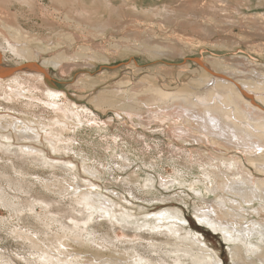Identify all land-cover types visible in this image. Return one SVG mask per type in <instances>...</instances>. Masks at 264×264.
Wrapping results in <instances>:
<instances>
[{
  "label": "bare ground",
  "instance_id": "6f19581e",
  "mask_svg": "<svg viewBox=\"0 0 264 264\" xmlns=\"http://www.w3.org/2000/svg\"><path fill=\"white\" fill-rule=\"evenodd\" d=\"M17 1L27 7L36 3ZM147 1L51 0L52 8L41 3L43 28L47 31L44 35L29 32L17 21L0 22V108L6 110L0 111V136L28 141L36 140L44 131L55 152L45 154L33 144L12 148L14 145H5L0 140L3 153L0 159L11 158L10 167L14 170L13 175L7 176L9 166L5 164L0 176L15 190L14 196L9 197L7 190L0 188V204L21 214L23 220H32L24 224L25 228L20 226L14 231L21 241L37 250L36 258L27 259L29 264H224L222 257L203 245L202 239L178 223L182 221L179 212L149 214L155 220L137 218L116 200L120 198L117 190L106 194L97 190L91 179L86 178L84 183L75 176V163L62 155L73 147L70 139H76L75 133L84 130L87 123L99 136L114 123H122L128 137L144 143L152 138V130L160 129L172 136L165 144L179 158L185 154L192 159L194 153L203 171L202 177L189 187L197 199L204 201V205L195 207L203 213L201 218L215 230L219 224L226 226L221 230L231 243L244 242L245 248L238 244L229 247L237 264H264V40L251 39L250 44L245 40L253 54L242 50L232 58L203 48L201 54H208L207 59L204 55L185 57L189 63L175 72L177 81L143 70L137 62L122 68L127 76L119 74L111 78L109 72L102 76L89 73L69 87H60L49 74L51 67L64 75L85 65L100 67L110 61L109 55L92 46H79L80 50L76 51L72 46L79 39L103 41L113 36L115 40L110 44L119 55L182 57L196 41L194 36L178 33L176 25L193 26L201 32L199 35L208 38L221 28L230 33L236 25L231 9L241 13L229 0H212L202 8L204 11L178 10L163 0L143 6ZM247 18L243 16L240 26L250 30L249 36H263L264 13L254 19ZM249 20L252 25L246 24ZM118 33L123 35L118 38ZM234 37L228 41H205L223 50L243 42L241 37ZM64 45L71 47L72 52ZM8 53L19 61L11 64L5 59ZM44 53L51 56L37 63ZM165 63L162 61L151 69L171 73L170 65L167 67ZM247 73L251 76L247 77ZM106 109L114 113L103 115ZM41 113L49 115L44 117ZM29 114L34 118L28 117ZM72 130L74 133L70 135L68 132ZM145 144L150 145V141ZM30 164L60 169L66 175L73 174L76 180L65 176L55 189L40 180L49 192L39 193L33 178L24 176L31 174ZM84 169L90 176L99 172L95 165H85ZM126 175L122 182H139L143 191L153 193L157 200L165 197L160 199L158 195L163 193L156 195V190H170L186 182L180 179L181 175L171 178L163 173L158 176L151 173L142 176V180L130 173ZM18 192L26 193V197L15 200ZM54 224L60 230H53ZM103 226L108 228L101 232ZM117 229L124 231L123 238L112 234ZM255 235L259 237L257 242L253 241ZM144 241L149 254L139 249ZM121 244H125L124 249ZM96 245L110 251L118 248L122 253L116 256L95 248ZM7 258L0 257V264H11Z\"/></svg>",
  "mask_w": 264,
  "mask_h": 264
},
{
  "label": "rangeland",
  "instance_id": "374dc122",
  "mask_svg": "<svg viewBox=\"0 0 264 264\" xmlns=\"http://www.w3.org/2000/svg\"><path fill=\"white\" fill-rule=\"evenodd\" d=\"M35 1L36 3L34 6L27 7L26 5L24 6L20 5V3L17 0H0V9H1L0 16H2L3 19H5V20H2L0 18V22L10 23V21L11 22L17 21L21 26L25 27L29 32L33 34H39V35L47 34V31L44 30L43 28L44 25H43V18H42V12H41L40 6L42 3L48 8H52L51 0H44V1L35 0ZM87 1L91 2V0H87ZM159 1L161 0H148L145 3L146 5H143V6H146V7L149 5L151 6V4L157 3ZM210 1L212 0H163L165 4H168L169 6L174 7L178 10H184V11H191L194 9L200 10L202 8H205V6ZM229 1L234 6H237L241 9V13L240 11L234 13L231 9V16H233L234 18L233 21L236 23V25L231 28V30L232 29L233 30L230 31V33L229 31H226L225 29L221 28L219 32L214 33L216 35L212 34L211 36H209L210 39H208L209 37L206 38V37H203L202 35H199V33L201 32L194 29L193 26L187 27L185 24H179V25H176V27H174L178 31V33H182L183 35H189V36L195 37L196 42L193 43L194 45L192 44L189 47L188 53L182 57L178 55L176 57H166V58L161 57L158 59L157 58L154 59L145 54L140 55L141 53H135V54L121 53V55H119L120 52L115 53L114 48L110 44L111 43L110 41H113L112 39L115 40L113 36H109L106 38V40H103V41H99L97 39L93 40V38H90L87 41L79 39V40H76L75 42L76 44L72 46L74 47L76 51L80 50L79 46H92L91 48L98 49L101 52L105 53L107 56L109 55L110 61H105V63L102 62L104 63V65H101L100 67L99 66L95 67L94 65H85L86 67L83 66V67L77 68L74 73H72L73 71H71L70 73H66L64 75H62V73H60L59 70L51 67L49 68L50 69L49 74L50 76H52L54 82L60 87H69L70 84L72 85L75 82H77V80H81L85 78L86 74H89V73H92V75H95V76L96 75L102 76L104 73L109 72L111 74L110 75L111 78L119 77V74L120 75L123 74V76H127V72H125V75H124L122 68L125 69L124 67H126V65L131 62H137L138 66L142 68L143 70L148 69V70H151V73L159 74V75L162 74L164 76L166 75L165 76L166 78L171 77L170 78L171 80H175L177 71L180 70L181 67L187 65L186 63H189V61H185V57L197 58L200 56L203 57L204 55V57L207 59L208 54L206 53L201 54L202 52L201 50L203 48L207 49L211 53H214L217 55H224L229 58L236 56V54L242 52V50L247 51L249 52L248 54H250L252 53V51H250L251 49L246 45L245 40L249 44L252 41L253 42H257L259 40L263 41L264 35L254 36L250 34L251 36H249L250 30L248 28L247 29L243 28L240 25L242 24V21H244L243 19L244 15L248 17L247 19H254L255 16H258L259 14L264 13V1L262 0H253L254 2L252 0H229ZM202 11H204V9H202ZM251 22L250 20L246 21V24H249ZM250 25H252V23ZM116 35L119 38L120 36L123 35V33L121 34L118 33ZM167 35H170V33H167ZM167 35H164V36H167ZM234 35L235 36L237 35L238 38L241 37V40H243L244 43L241 42V44L233 45L230 48L226 47V48H223L222 50L220 48L215 47L212 43L208 44L205 41V40L210 41L214 39L228 41V40L235 38ZM251 39L253 40L250 41ZM199 40L200 42H198ZM104 44L105 46H103ZM64 48H67V47L65 46ZM70 48L71 47H69V49L67 48V51L72 52V49ZM50 56H51V53H44L41 56V58L40 57L38 58V60H40L41 62L37 60L36 62L42 63V60L44 59V57L47 58ZM6 57L7 58L5 59L10 60L11 64L12 63L15 64L17 61H19V58L13 55L12 53H8ZM167 58H168V61L166 60ZM162 61L164 63L166 62L165 64L168 65L167 67H169L170 65L171 73L170 72L164 73L158 69L152 70L153 67H156L162 64ZM7 63H9V61ZM173 66L175 67L173 68ZM245 75L247 77L251 76L249 73ZM231 76L234 77L233 75ZM181 81H182V78H181ZM241 87L245 89L244 86H241ZM76 90H72V91H74L75 93ZM92 90H95V89H92ZM85 92L86 91H83V92L78 91L77 93L83 94ZM91 92L88 93L89 97H90ZM0 111H6V110H3L2 108H0ZM112 111H113L112 109H106L103 115H105L106 112L110 114L114 113ZM41 115L44 117H48L49 114L41 113ZM28 117L34 118L31 114H29ZM106 120L109 123L110 121H112L109 119H106ZM89 128L91 129L90 124L87 123V127L84 130H81L79 133H75L77 134V136H75L76 139H70L69 141V143H72L71 147L72 146L73 147L70 148L68 152H65V155H62L63 158L67 160H72L75 163L76 165V172H75L76 175L75 176H77L78 179L84 180L83 181L84 183L86 182L85 181L86 178L91 179L95 184H97L95 186L96 189L98 188L97 190H100L106 194H112L111 192L113 189L117 190L120 194V198H119L120 200L118 198L117 199L115 198V199L119 201L121 204L125 205L126 209H130L132 212H134L137 215L136 216L137 218H141V219L149 218L150 220H155L156 217L149 216V214H153V215L158 214V213L166 214L167 212L169 213L172 211L179 212L180 214L178 215L182 217V221H178V223L181 224V226H184V228L187 231H190L192 235H195V237L202 239L201 242L203 243V245L204 246L206 245L205 247L208 248L216 256L222 257L224 264H237L235 261H233L234 259L232 258V254H231L229 247L233 246L234 244L235 245L238 244V245H241L243 248H245L244 242L235 241L236 242L235 243L233 241V243H231V240L226 236L225 232L222 231L226 229V226L219 224L217 225L218 230H215L210 224L206 223L203 220L204 218H201V215L203 213H201L198 209L195 208L196 205L198 204L204 205V201L197 199V194H195V192L191 190L189 187L191 182H197L198 178L202 177V171H203V168L199 166L198 160L195 159L196 156H194V153L192 155L193 157L192 159L187 155L185 156V154H182L183 158H179L178 155H176L175 152H172L171 149L168 148V145L165 144V140H170L172 136H169L168 133H164L160 129H154L151 131L150 135L152 138H149V139L147 138L148 140L147 142H145V143H148L150 141V145H149V144H145L144 141L143 142L134 141L132 137L130 136L128 137V135L126 134V127L122 123H118V124L114 123L113 126L109 127L110 132L105 130V133L100 136L97 135V133H95V130L93 132V130H90ZM121 128L123 129L121 130ZM148 129L151 130L150 128ZM90 131H92V133ZM68 133L72 135L74 132L72 130ZM114 134L115 135L120 134L122 136H115ZM41 135L42 136H39L37 138L39 140L29 139L30 141L29 140L22 141V140H18L16 136H12V140L11 139L8 140L6 136H0V140L3 141L4 144L6 143L5 145L7 144L8 145L10 144L12 146L14 145L12 148H17L21 144H33L34 146L40 148L45 154H48V155L55 154V152L51 148L50 140L48 136L44 135V131L43 133H41ZM68 137H72V136H68ZM114 139H116L115 142H114ZM176 141L178 140L176 139ZM115 144H118V146L120 145L122 146L117 147ZM179 144H182V143L179 142ZM186 145H189V143H187ZM111 147H114V148H111ZM101 148L103 150H101ZM114 149L116 151H114ZM2 155L3 153L2 151H0V156ZM124 155H127L128 157L123 158L122 156ZM11 161H12L11 158L0 159V169L5 164L9 166L8 173H6L7 176H10L11 174L13 175V172H14V170L11 169L10 167ZM85 165H95L98 167L99 172L96 173L97 175L94 174L93 176H90L84 169ZM30 167H31V174L24 175V176L26 178L28 177L29 179L33 178L32 181L36 183L35 189L39 193L49 192L43 186L44 183L49 185L51 189H55L57 188V184L59 180L65 176L70 177V179H72L73 181L76 180L75 179L76 177L73 174L66 175L64 171L60 169L52 170L47 165L43 166L42 164H37V165L30 164ZM54 172H56L57 174H55ZM129 173L133 174L134 177H137L138 179H141V180H142V176H145L151 173L155 174L156 176H158L159 173H163L165 176L171 177V178L181 175L182 177L180 179L186 182L182 184H178L176 187H173L170 190L169 189L168 190H165V189L156 190L155 191L156 195L157 193H163V196L161 194L158 195L160 199L161 197L162 198L165 197L163 200H157V199H154L153 193L151 194V193L144 192L143 189L140 187L139 182H136L134 184L122 182L124 177L127 176L126 174H129ZM40 180L44 183L41 184ZM0 188L7 190V192L5 193L9 197L11 196L13 197L14 196L13 194H15L14 192L15 190L9 187L8 182L5 181L2 176H0ZM17 195L19 197L14 198V199L18 201L26 197V193L24 192H18ZM41 211L42 210L39 209V212ZM253 214H254V217L256 218V214L255 213ZM27 222H32V220H28V221L23 220L21 214H17L13 212L12 210H10L9 208H7L6 206L0 204V257H6V258L8 257L7 259L11 260V264H15V263L16 264H29L27 262V259L29 258L33 259L37 257V253H36L37 250L33 246H31L28 242L21 241V238L17 237L14 234V231L16 229H19L21 227L25 228L24 224ZM53 227H54L53 230L55 231L60 230V227L57 224H54ZM107 228H108L107 226H103L100 228V231L102 232L103 230ZM111 232H112V229H111ZM141 232L145 234L149 233L148 230H142ZM112 234L114 236L118 234V238H123L125 233L122 229H117L115 233H112ZM258 239L259 237H257L256 235L253 237L254 242H257ZM98 242L102 243L101 240H99ZM123 246L125 247V244L120 245V247L124 249ZM76 247L78 246L76 245ZM95 248L99 249L100 245L98 246L96 245ZM100 249L103 250V248H100ZM113 249H114L113 251L105 250V249L103 251L113 252V254L116 256L122 253V251L119 250L118 248H113ZM116 249L118 251H116ZM139 249L141 250L142 253L149 254L147 251L148 248L146 246V241H144L143 245L139 246ZM3 250H5V252H3ZM87 255H90V254H87ZM31 256H33V258H31Z\"/></svg>",
  "mask_w": 264,
  "mask_h": 264
}]
</instances>
